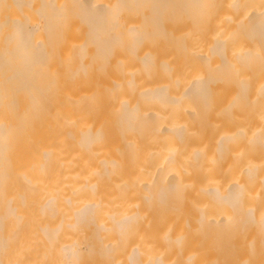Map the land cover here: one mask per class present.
Wrapping results in <instances>:
<instances>
[{
  "label": "bare ground",
  "instance_id": "bare-ground-1",
  "mask_svg": "<svg viewBox=\"0 0 264 264\" xmlns=\"http://www.w3.org/2000/svg\"><path fill=\"white\" fill-rule=\"evenodd\" d=\"M0 264H264V0H0Z\"/></svg>",
  "mask_w": 264,
  "mask_h": 264
},
{
  "label": "rangeland",
  "instance_id": "rangeland-1",
  "mask_svg": "<svg viewBox=\"0 0 264 264\" xmlns=\"http://www.w3.org/2000/svg\"><path fill=\"white\" fill-rule=\"evenodd\" d=\"M187 17H188V19H187ZM189 17H190V13L188 14V16H186V15H185V17L182 16L183 20H181V22L179 23V27H181L182 30H184V31L191 32V31H193L194 26L192 25L193 20H190ZM174 18H176V17H174Z\"/></svg>",
  "mask_w": 264,
  "mask_h": 264
}]
</instances>
